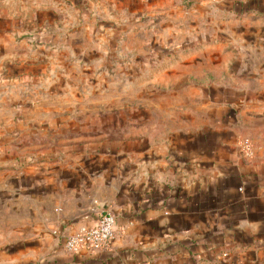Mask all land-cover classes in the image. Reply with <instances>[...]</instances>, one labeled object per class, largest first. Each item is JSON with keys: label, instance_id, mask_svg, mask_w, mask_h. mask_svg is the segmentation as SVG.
I'll return each mask as SVG.
<instances>
[{"label": "rangeland", "instance_id": "rangeland-1", "mask_svg": "<svg viewBox=\"0 0 264 264\" xmlns=\"http://www.w3.org/2000/svg\"><path fill=\"white\" fill-rule=\"evenodd\" d=\"M233 5L0 0V127L12 107L37 104L70 129L40 136L41 150L76 136L168 138L214 118L216 99L264 96V17ZM12 185L0 178V264L57 229L49 202Z\"/></svg>", "mask_w": 264, "mask_h": 264}, {"label": "crops", "instance_id": "crops-1", "mask_svg": "<svg viewBox=\"0 0 264 264\" xmlns=\"http://www.w3.org/2000/svg\"><path fill=\"white\" fill-rule=\"evenodd\" d=\"M201 1L264 17V0ZM216 101L214 118L177 136L87 145L76 136L48 150L39 149L40 136L70 130L60 111L12 107L15 121L0 127V178L49 202L45 215L57 229L29 240L28 254L10 264H264V96ZM245 137L249 156L240 148ZM103 211L116 218L112 246L67 251L66 238Z\"/></svg>", "mask_w": 264, "mask_h": 264}, {"label": "built area", "instance_id": "built-area-1", "mask_svg": "<svg viewBox=\"0 0 264 264\" xmlns=\"http://www.w3.org/2000/svg\"><path fill=\"white\" fill-rule=\"evenodd\" d=\"M253 142L245 137L241 143V151L246 155L253 153ZM2 148L0 147V155ZM117 237L116 218L112 212H101L100 218L92 226H83L77 232L69 235L65 241V249L71 253L83 251L95 252L112 246Z\"/></svg>", "mask_w": 264, "mask_h": 264}]
</instances>
